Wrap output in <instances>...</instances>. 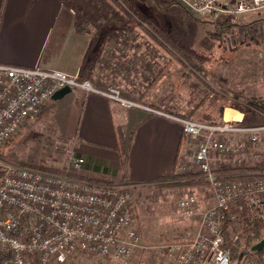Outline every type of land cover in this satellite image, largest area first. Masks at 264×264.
Returning a JSON list of instances; mask_svg holds the SVG:
<instances>
[{
    "label": "built area",
    "instance_id": "obj_1",
    "mask_svg": "<svg viewBox=\"0 0 264 264\" xmlns=\"http://www.w3.org/2000/svg\"><path fill=\"white\" fill-rule=\"evenodd\" d=\"M173 1L198 18L231 15L236 23L239 17L264 8V0ZM256 31L261 32V27ZM63 87L76 96L102 95L108 105L156 112L124 98L119 88L97 87L81 74L0 63V144ZM172 118L181 123L186 143L177 169L200 174L213 204L199 211L193 195L179 197L185 214L199 215V226L192 239L160 246L167 264H232L226 230L231 242L242 244L237 264H262V257L250 250L253 242L264 238V119L244 125L242 119L212 123ZM84 162L82 156L69 154L71 170ZM239 167L244 170L235 171ZM1 180L0 264H63L74 253L127 264L145 249L133 225L132 185L94 183L25 166L9 167Z\"/></svg>",
    "mask_w": 264,
    "mask_h": 264
},
{
    "label": "crops",
    "instance_id": "obj_2",
    "mask_svg": "<svg viewBox=\"0 0 264 264\" xmlns=\"http://www.w3.org/2000/svg\"><path fill=\"white\" fill-rule=\"evenodd\" d=\"M80 1L78 0L77 7H74L66 0H6L0 25V63L56 70L67 76L81 74L84 77L81 64L87 55V61H92V73L89 76L92 80L87 79L100 88L107 86L119 88L115 84L110 85L117 80L116 78H120L117 83H123V77L119 76L121 75L119 73L112 72V75H105L107 78L103 79L94 76L102 53L109 46V41L118 37L123 29V22L115 18L113 20L117 23L115 26L110 22L112 20L108 21L109 17L105 9L103 12L85 10L80 6L84 3L80 4ZM244 16H241L243 21L250 25L262 23L257 19L263 21L264 18L262 13L249 19H245ZM100 19L103 23L99 22ZM77 23L85 27L87 32L77 31L75 28ZM239 26L237 24L233 29H238ZM262 31H264L263 28ZM120 42L114 39L116 48ZM133 45L132 50L139 52L138 56L150 48L155 50L152 57L159 56V62L171 60L172 63L166 75L171 76L179 71L184 76H194L203 83L202 79L184 66L176 56H171V53L168 55L161 53L160 47L156 48L157 45L137 40ZM122 57L126 58L125 55ZM143 57L149 58L148 55ZM150 60L142 61V64L134 63V65H137L138 69L142 66V70L144 68L147 70L154 61V59ZM125 62L129 63V61ZM106 79H110L109 83ZM123 85V89L119 88V90L124 98L145 104L156 112L148 113L141 108L131 109L119 104L108 105L102 95L94 92L80 96L69 93L58 99L55 113L50 115L44 125L47 126L50 136L65 141L75 154L84 158L85 162L79 171L82 177L129 185L151 182L159 174L173 168L180 154L185 150L182 126L178 120L169 116L184 118L189 109L183 111L181 108L171 109L166 105L165 107L164 103L167 100L155 93H148L149 98L144 100L139 95L136 100L129 97L130 84L124 82ZM231 104L225 106L223 103L218 117L220 116L222 120L243 119V113L230 107ZM227 108L236 110L240 113V117L227 116ZM191 119L203 122L217 121ZM206 189L208 191V188ZM202 193H198L194 201L199 211L213 204L210 192ZM194 217L196 222H194L193 234L185 239L174 241H187L195 236L199 226V215Z\"/></svg>",
    "mask_w": 264,
    "mask_h": 264
},
{
    "label": "rangeland",
    "instance_id": "obj_3",
    "mask_svg": "<svg viewBox=\"0 0 264 264\" xmlns=\"http://www.w3.org/2000/svg\"><path fill=\"white\" fill-rule=\"evenodd\" d=\"M66 1L77 7L76 3L78 0ZM82 2L85 6H80L85 10L103 12V9H105L109 17L108 21L112 20L110 22L115 26L117 25L113 21L115 18H118V21L123 20L121 16L119 17L116 14V9L102 0H81L80 4ZM132 3L140 19L159 29L172 33L179 42L203 51L210 57L206 62L208 66L207 72L209 73L206 81L211 80V87L206 85L207 83H200L194 76H184L179 71L173 73L171 76L166 75L168 73L166 71L159 78L148 93H155V95H160V98L167 100L164 106H169L171 109L181 108L183 111L189 109L185 115L190 111L192 118L207 121V119H220L218 114H220V108L223 103L225 106L235 103V106L231 104L230 107L241 112V109L237 105H242L244 101L264 100V31H256L259 27L264 29V18L263 21L257 19L263 24L255 23L254 25H250V23L244 22L242 17H239L237 19V24L240 25L238 29H232L228 33L214 34V27L210 23L211 19H182L179 16L180 8L175 4H168L164 8H159L154 0H132ZM261 13L264 14V8L243 16L245 19H249L257 17ZM99 22L103 23V20L100 19ZM136 24L137 20L131 21V25ZM246 26H253L254 31L246 32L245 30L248 28ZM145 37L146 39L151 38L149 34ZM125 38L131 44L135 35H131L130 33L128 35L127 33ZM137 41L148 43V41L140 37ZM149 42L153 43L152 40H149ZM108 45L106 48L108 52L105 50L101 55L100 62L97 63L98 66L94 77L103 79L107 78L105 75H112L114 72L119 73L121 74L119 76L123 77V83L130 84L129 97L137 100L140 95L141 99H148L149 96L147 95L144 98L141 97L147 84V74L157 72L155 70L159 69L164 62L158 61L159 56L152 57L155 50L149 48L140 55L149 56L143 62L154 59L150 69L146 70L144 68L142 70V66L138 69L134 63L142 64L140 56H138L139 62H131L130 64L125 62L130 61V58L134 54L137 55L139 53L132 50L134 45H128L127 50L124 44L119 43L116 48L114 39H111ZM150 52L151 54L149 55ZM122 55H125L126 58H123ZM116 79L110 85L115 84V86L123 89V83H117L120 78ZM108 80L107 83H109ZM154 103H157V101H154ZM158 104L161 105L160 102ZM233 109L227 108L226 115H233L235 118L240 117V113ZM170 118H172L171 115ZM259 121H261L260 118H257V122ZM44 123L38 122L34 118L29 119L13 135L11 141L6 144H0V182L9 167L21 166L23 163L29 161H37L45 167L58 170H67L69 168L68 157L73 149L69 145H67L65 150L62 149L61 146L67 143L58 140L55 136H50V132ZM187 170L191 171L189 169L185 171ZM200 178L203 179L202 176ZM129 188L135 198L136 216L135 224L133 225L140 234L145 249L137 251L132 261L127 264H167L160 246L173 242L176 239H185L191 236L195 228V215H187L182 211L178 203L179 197L187 195H193L194 198L198 197V193H202L203 191L204 193L208 192L207 186L199 184L166 187L162 186V184L159 185L154 180L141 184H132ZM256 243V241L253 242L251 246H254ZM50 264L53 263L51 262ZM63 264L123 263L112 262L109 258L98 255L74 253Z\"/></svg>",
    "mask_w": 264,
    "mask_h": 264
},
{
    "label": "trees",
    "instance_id": "obj_4",
    "mask_svg": "<svg viewBox=\"0 0 264 264\" xmlns=\"http://www.w3.org/2000/svg\"><path fill=\"white\" fill-rule=\"evenodd\" d=\"M102 1L107 3L112 8L116 9L117 10L116 14H119V16L123 18L122 20L123 29L119 32L118 37H114L113 39H117L121 41L120 44L121 43L124 44L127 50H128L127 45H133L134 41H136L139 37L145 41H148V43H150L149 40H152L153 44L157 45L156 48L160 47L159 51L161 53H165L166 55L171 53V56L172 55L176 56V58L179 61H181L184 66L189 68V70L193 71L192 73H195L199 78H201L203 83L205 84L207 83L206 85H209L210 87L212 86L210 84L211 80L206 81V78L209 75V73L207 72L208 66L206 65V62L208 61V59H210V57L207 56L206 53H204L203 51H199L195 48H192V46L188 44L179 42L177 38L173 36L172 33L159 29L158 27H155L154 25H150L149 23H146L143 19H140L138 17V13H136L137 11L135 7L133 6L132 0H102ZM154 1L156 2V5L159 8H164L168 4L177 5L180 8L179 16L182 19H189V20H192V19L201 20L202 19V18L198 19V17L186 11L184 7H182L181 5H179L173 0H165V1L154 0ZM4 4H6V0H1L0 1V25L2 22L3 10L5 8ZM134 20H137V24L131 25V21H134ZM232 20H234V17H232L231 15H228V17L220 16V17L211 19L210 23L214 27V34H220L222 32H226V33L230 32L233 29V27L237 25V23ZM75 28L79 32H84V33L87 32V29L85 27H82L80 23H77ZM127 33L128 35L129 33L131 35H135L136 40L135 38H133L132 39L133 42L131 44L129 43L128 39L125 38ZM146 33L149 34V36L151 37L150 39H146L145 37L147 35ZM122 50H123V47H122ZM139 56H140L141 62L146 59L145 57L141 55ZM135 60L136 62L139 61L138 55L136 54H134V56L132 57V60L129 61V64ZM91 62L92 61H87V55H86L83 60V63L81 64L82 71L85 72L86 78H90L89 76H91V73H92L91 72L92 71ZM171 63H172L171 60H167L164 62V64L161 67H159V69L155 70L157 72H152L151 74H147L148 75L147 84L145 86V91L142 92V95H141L142 98H144V96L147 95L149 90L153 88L152 86H154V84L159 80V78L164 75V73L170 67ZM147 69H150V67H148ZM57 101L58 99L51 98L49 101L45 102L44 105H42V107L40 108L39 112L36 115H34L33 118L38 122H46L47 119L50 117V115H53L55 113ZM237 106H239V108L241 109V112L243 113V119L241 121L244 125L256 124V123H260L263 121L264 119V100L262 99L247 100V101H244L242 105H237ZM185 116L186 117L184 118H187V119L192 118L191 112L187 113V115ZM257 118H260L261 121L257 122ZM221 121L222 119L220 118L217 121H211V122L219 123ZM12 138L13 136L2 143L4 144L8 143L9 141L12 140ZM64 146L67 147V144ZM64 146L62 145L61 148L65 150L66 148ZM71 153L75 154L73 151ZM75 155H78V154H75ZM176 165H177V162L174 164L173 168L165 171L164 173H161V175L159 174V176L156 177L155 181H157L159 185L162 184V186H166V187L193 186V185H199V184H204V183L206 184L204 179L200 178L201 176L200 174L192 173L191 171H188V170L181 172L179 169H177ZM22 166L42 169V170L54 172L57 174L66 175L71 178H77V179H82V180L85 179L86 181H90L94 183H109V182H104L100 180H94V179H88V178L82 177L79 174V171L81 168L76 171L75 170L73 171L70 168H68L67 170H58V169L50 168L47 166L45 167L42 164L38 163L37 161H29V162L23 163L21 167ZM254 168L256 167H250L249 169H254ZM241 170H244V168L239 167L235 171L240 172ZM110 183H115V182H110ZM1 184H2V181L0 182V185ZM228 233H229L228 230H226L224 233L225 238H226L225 246L228 247L231 251L232 264H237L239 262V259H240L239 257L241 255V250H242L240 249L238 251V249L240 245L242 244L231 242V240L229 239ZM251 251L255 253L256 255H258V257L259 256L262 257V264H264V248L260 250L251 249L250 252ZM246 252H249V249L248 250L246 249Z\"/></svg>",
    "mask_w": 264,
    "mask_h": 264
},
{
    "label": "water",
    "instance_id": "obj_5",
    "mask_svg": "<svg viewBox=\"0 0 264 264\" xmlns=\"http://www.w3.org/2000/svg\"><path fill=\"white\" fill-rule=\"evenodd\" d=\"M70 93V90L68 88L63 87L62 89L56 90V92L53 94L52 99H59L63 95H67ZM264 248V238L261 239L255 246L253 247L254 250H260Z\"/></svg>",
    "mask_w": 264,
    "mask_h": 264
},
{
    "label": "bare ground",
    "instance_id": "obj_6",
    "mask_svg": "<svg viewBox=\"0 0 264 264\" xmlns=\"http://www.w3.org/2000/svg\"><path fill=\"white\" fill-rule=\"evenodd\" d=\"M180 125H181V123H180Z\"/></svg>",
    "mask_w": 264,
    "mask_h": 264
}]
</instances>
